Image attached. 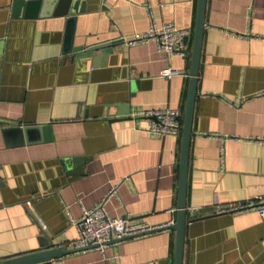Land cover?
Instances as JSON below:
<instances>
[{
	"label": "crops",
	"instance_id": "crops-1",
	"mask_svg": "<svg viewBox=\"0 0 264 264\" xmlns=\"http://www.w3.org/2000/svg\"><path fill=\"white\" fill-rule=\"evenodd\" d=\"M198 3L101 0L75 16L55 3L14 16L13 0H0V261L39 248L43 230L68 247L79 230L67 212L77 221L105 199L130 223L177 221L183 131L150 134L143 111L184 117ZM204 20L183 264H264L259 213L220 212L264 194V144L254 140L264 138V0H206ZM152 22L190 30L189 57L122 40ZM167 68L181 74L160 76ZM125 110L132 119L107 118ZM176 240L166 227L52 264H174Z\"/></svg>",
	"mask_w": 264,
	"mask_h": 264
},
{
	"label": "built area",
	"instance_id": "built-area-1",
	"mask_svg": "<svg viewBox=\"0 0 264 264\" xmlns=\"http://www.w3.org/2000/svg\"><path fill=\"white\" fill-rule=\"evenodd\" d=\"M191 31L179 28L174 22H164L160 26L152 22L145 32L135 34L131 39L122 38L130 46L137 44H146L155 42L161 53L168 56L178 55L188 58L190 55V46L187 38ZM181 74L172 68L164 69L160 76L171 78ZM143 116L147 120L145 130L150 134L161 137L169 135H179L183 131V123L180 121L182 112L178 109H149L143 111ZM256 142L264 144V138H255ZM119 185L114 186L108 193V198L118 194ZM100 202L97 206L83 209L82 217L75 221L71 218L70 212H67L70 219L78 227L79 237L71 242L69 248H84L87 246H97L95 249L104 251L108 242L124 237H141L151 232L170 226H154L145 222L130 223L125 218L112 217L106 210V203ZM254 210L259 213L264 220V194L259 195L253 201L239 202L227 208H222L220 212H242Z\"/></svg>",
	"mask_w": 264,
	"mask_h": 264
},
{
	"label": "water",
	"instance_id": "water-1",
	"mask_svg": "<svg viewBox=\"0 0 264 264\" xmlns=\"http://www.w3.org/2000/svg\"><path fill=\"white\" fill-rule=\"evenodd\" d=\"M101 0H13L14 16L20 15L22 11L27 13H35L38 7L45 9L49 4L54 5L60 3V13L75 16L80 12L87 10L88 4L96 3ZM205 8L206 0H199L197 22L195 30L194 45L192 51V66L189 72L190 84L189 92L186 104V111L184 117L180 118L183 123V143H182V158H181V173H180V187H179V206L177 221L168 226V229L176 231V254L174 264H183V250H184V233L186 224V180L188 170V152L189 144L192 133V119L194 113V102L197 95V79L199 72L200 54L202 48V36L205 26ZM69 9V10H68ZM118 40H112L104 43L94 44L88 47L73 48L71 52L78 55V53H92L104 48H112L117 44ZM123 110V109H122ZM108 119L112 121L132 119L130 112L120 111L119 116L116 118ZM200 217L199 212L195 211L191 214L192 221ZM158 231V230H157ZM46 241H41L39 248L24 252L22 254L10 256L0 261V264H52L53 260L59 259L65 255L85 251L89 249H95L97 246L91 245L84 248H68L67 246H60L53 242V239L47 234L45 230L42 231ZM156 232V231H154ZM153 233V232H151ZM150 234V233H149ZM133 237H124L117 240L108 242L109 245L122 242Z\"/></svg>",
	"mask_w": 264,
	"mask_h": 264
}]
</instances>
